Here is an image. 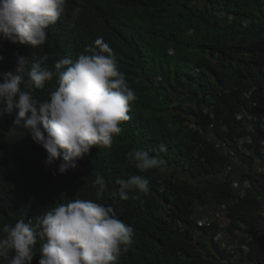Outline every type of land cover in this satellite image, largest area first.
<instances>
[{
    "label": "trees",
    "instance_id": "trees-1",
    "mask_svg": "<svg viewBox=\"0 0 264 264\" xmlns=\"http://www.w3.org/2000/svg\"><path fill=\"white\" fill-rule=\"evenodd\" d=\"M174 1L68 0L56 23L64 18L77 22L72 49L63 46L68 38L58 55L42 45L38 61L47 55L46 65L53 69L58 59L75 61L103 38L137 99L124 131L110 149L93 153L97 160L85 176H77L73 169L58 174L59 160L46 166L45 151L23 135V129L12 130L14 118L0 119V227L22 218L34 220L53 203H66V198L94 201V180L101 175L106 191L98 202L113 206L117 216L133 226L132 242L118 264H224L225 255L207 237L211 229L198 228L192 220L196 206L210 203L221 206L235 232L251 235L250 253L242 264H264V229L255 198L260 192L256 183L262 184L264 175L241 176L254 188L244 200L234 197L230 188L234 169L221 178L229 166L223 151L233 148V138L244 135L232 116L247 104H258L259 112L253 113L262 118L259 126L264 127V0H204L214 12L195 18L180 10L171 14ZM76 9L80 11L73 15ZM230 10L241 14L236 17ZM54 82L45 84L41 99ZM247 135L252 140L249 148L258 151L262 130ZM210 136L225 141L226 148L217 149ZM9 143L13 149L7 152ZM159 144L166 146L165 153L152 151ZM137 147L160 156L164 170L139 172L127 159ZM132 175L146 179L150 191L139 199L121 201L114 195L119 189L115 181ZM242 226L246 229L241 232ZM40 243L32 264L38 262Z\"/></svg>",
    "mask_w": 264,
    "mask_h": 264
},
{
    "label": "clouds",
    "instance_id": "clouds-1",
    "mask_svg": "<svg viewBox=\"0 0 264 264\" xmlns=\"http://www.w3.org/2000/svg\"><path fill=\"white\" fill-rule=\"evenodd\" d=\"M67 3L68 0H0V119L14 118L12 130L23 129V135L30 136L32 142L45 151L46 166L59 160L58 174L73 169V172L78 170L77 176H85L92 172V163L97 160L93 153L110 149L114 139L124 131L123 124L131 119L129 112L137 97L103 38H98L96 47L86 48L75 61L68 57L58 59L54 70L46 65L47 55L38 61L42 45L50 46L58 55L68 38L63 46L71 51L77 22L64 18L56 23L65 13ZM170 8L171 14L180 10L187 18L214 12L204 0H175ZM79 11L76 9L73 15ZM230 14L238 17L241 12L230 10ZM165 22L170 27L169 22ZM55 24L62 28L50 27ZM207 35L208 29L204 37ZM170 53L168 50L167 54ZM51 81H55L54 88L41 99L45 84ZM249 94L245 98L248 99ZM259 110L258 104L251 107L247 104L241 113L232 116L237 131H244V135L233 138V148L226 146L223 140L209 137L217 149L227 147L223 153L229 159V166L221 178L232 174L234 169L235 178L230 188L234 197L242 200L254 188L247 180L240 179L241 176L244 173L264 175L253 172L252 157L246 152L252 149L256 156L260 155V147L256 152L254 147L249 148L252 140L247 135L258 129L262 130L264 138V127L259 126L262 118L253 113ZM220 128L225 131L223 124ZM12 149V143L7 144V152ZM152 151L163 154L167 148L159 144ZM150 154L149 150L137 147L128 152L127 159L141 173L153 169L163 171L165 161ZM115 183L119 189L114 195L121 201L139 199L150 191L149 182L140 175L117 179ZM93 186L96 188L94 201L66 198V203H53L54 206L34 220L26 222L22 218L14 225L3 224L0 261L32 264L36 245L41 242L37 264H118L132 242L133 226L124 223L113 206L98 202L103 200L106 191L104 177L97 175ZM263 188V181L256 183L255 189L260 191L255 197L259 205L256 212L261 219L259 225L264 229ZM221 212L226 223L218 221L217 214ZM192 220L198 228L212 230L207 237L225 255L224 264H242L241 260L249 255L251 235L235 232L238 230L231 225L221 206L212 203L196 206ZM180 225L176 223L177 228ZM245 229L242 226L241 232Z\"/></svg>",
    "mask_w": 264,
    "mask_h": 264
},
{
    "label": "built area",
    "instance_id": "built-area-1",
    "mask_svg": "<svg viewBox=\"0 0 264 264\" xmlns=\"http://www.w3.org/2000/svg\"><path fill=\"white\" fill-rule=\"evenodd\" d=\"M259 147L261 149L259 151V156H256L252 152V149L246 151L247 154L252 157V169L255 174L264 173V138L260 140ZM217 218L219 222L226 223V217L222 212L217 214Z\"/></svg>",
    "mask_w": 264,
    "mask_h": 264
}]
</instances>
